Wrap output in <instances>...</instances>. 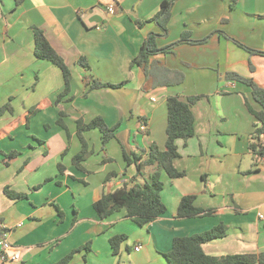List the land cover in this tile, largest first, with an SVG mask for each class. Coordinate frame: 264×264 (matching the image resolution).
I'll list each match as a JSON object with an SVG mask.
<instances>
[{
  "label": "crops",
  "instance_id": "1",
  "mask_svg": "<svg viewBox=\"0 0 264 264\" xmlns=\"http://www.w3.org/2000/svg\"><path fill=\"white\" fill-rule=\"evenodd\" d=\"M165 1L173 3L169 32L162 35L152 19ZM34 28L44 32L72 73L59 101L62 71L35 57ZM153 33L160 48L183 34L205 40L152 57L182 72L181 85L156 86L154 77L131 67ZM239 44L264 52V0H0V107L10 103L14 110L0 117V222L21 250V259L8 264H60L72 253L67 264H169L164 255L175 238L219 225L227 235L205 243L207 255L263 253L264 157L249 148L257 121L247 105L261 107L248 85L228 81L226 74L264 88V56ZM81 58L89 70L80 66ZM94 81L119 87L92 90ZM170 96L202 98L192 108L194 137L176 142L180 157L174 165L185 176H161L166 212L144 226L125 209L101 219L94 204L104 194L143 184L153 172L147 166L136 180L133 154L146 159L153 144L165 149ZM30 110L35 113L28 119ZM96 117L109 127L121 125L105 148L99 130L85 132L91 155L78 168L77 122ZM14 152L19 155L10 158ZM7 188L27 198L11 199ZM187 196L210 214L178 217ZM122 235L126 239L114 254L110 240Z\"/></svg>",
  "mask_w": 264,
  "mask_h": 264
},
{
  "label": "trees",
  "instance_id": "2",
  "mask_svg": "<svg viewBox=\"0 0 264 264\" xmlns=\"http://www.w3.org/2000/svg\"><path fill=\"white\" fill-rule=\"evenodd\" d=\"M173 1H165L161 4L159 13L152 19L158 28L162 31V35L169 32V23L171 19ZM35 40V57L41 61H47L58 67L63 74L65 82L64 93L58 96V101L62 99L63 94L66 95L70 88L72 73L65 63L64 59L57 53L46 38L44 32L38 28L33 29ZM158 35L153 33L149 36L143 45L139 55L131 62V67L139 66L144 71L146 77H154L156 86H177L181 85L185 76L182 72L169 70L161 65L152 57L171 51L176 45L184 42L203 43V41L194 42L190 40L188 34H183L182 38L176 43L160 48L157 45ZM240 47L264 56V52L250 50L239 44ZM80 66L89 70L90 65L85 58L79 60ZM226 80L231 82H240L248 85L252 89V96L256 103L261 107L260 110H254L249 105V112L255 117L257 124L252 135V142L249 146L259 158L264 157V88L258 86L253 79H248L235 73L226 74ZM118 85L94 81L91 83V89L101 88H117ZM202 98V96H190L186 100H182L178 96H170L167 99L168 123L166 128V146L161 150L158 145L153 144L148 152H144L146 159L142 156L133 154L137 168L136 180L141 176L147 166L153 167V172L145 180L143 184L133 183L125 184L112 192L106 193L102 198L94 204V209L101 219H106L112 214L125 209L127 217L140 226L154 222L166 212V206L162 201L161 192L164 189V183L161 179L162 173L165 172L171 179H178L185 176V172L176 169L174 161L180 157L177 140L187 142L195 135V118L192 111L193 106ZM10 113L13 115L14 110L10 103L0 107V117ZM35 113L30 110L28 119ZM121 122L113 127H109L101 117H96L89 123L83 121L77 122L78 137L82 144L81 151L73 158V165L80 168L82 163L91 155L89 146L84 138V133L91 130H99L102 134L103 148L116 138V132ZM19 153L14 152L9 155L15 158ZM128 164L132 161L127 156ZM59 172L64 173L65 167L62 164L58 166ZM111 178V177H110ZM109 178V179H110ZM8 197L14 200H23L27 198L26 194L10 191L5 189ZM195 196L183 197L180 201L177 216L180 218H195L198 216H206L210 214L196 207ZM227 235V228L219 225L213 229L193 236L175 238L172 250L165 254L164 257L169 264H264V252L256 254H237L224 257H212L207 255L203 250V245L210 241L224 238ZM126 236H114L110 243L114 254H118L121 244L125 241ZM73 253L67 256L60 264H67Z\"/></svg>",
  "mask_w": 264,
  "mask_h": 264
},
{
  "label": "built area",
  "instance_id": "3",
  "mask_svg": "<svg viewBox=\"0 0 264 264\" xmlns=\"http://www.w3.org/2000/svg\"><path fill=\"white\" fill-rule=\"evenodd\" d=\"M108 11L110 13H114V6H110ZM147 128V124L143 123L140 129L141 131L146 132ZM260 218H264V216L260 215ZM5 229L6 226L0 222V231H2V234L0 235V261L2 264H8V262H18L21 259V250L9 241L6 231H4ZM139 250V248H136V251Z\"/></svg>",
  "mask_w": 264,
  "mask_h": 264
}]
</instances>
